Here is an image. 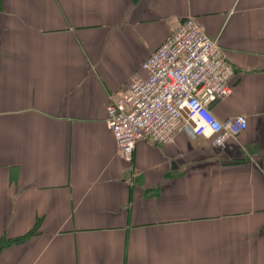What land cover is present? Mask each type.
Segmentation results:
<instances>
[{
  "label": "crops",
  "instance_id": "1",
  "mask_svg": "<svg viewBox=\"0 0 264 264\" xmlns=\"http://www.w3.org/2000/svg\"><path fill=\"white\" fill-rule=\"evenodd\" d=\"M247 119L118 156L106 108L186 18ZM0 264H264V0H0Z\"/></svg>",
  "mask_w": 264,
  "mask_h": 264
},
{
  "label": "built area",
  "instance_id": "2",
  "mask_svg": "<svg viewBox=\"0 0 264 264\" xmlns=\"http://www.w3.org/2000/svg\"><path fill=\"white\" fill-rule=\"evenodd\" d=\"M126 90L106 108V127L117 154L128 161L136 145H166L178 134L211 138L217 146L243 133L246 117L218 120L210 106L232 93L234 70L217 40L210 39L193 17L140 65Z\"/></svg>",
  "mask_w": 264,
  "mask_h": 264
},
{
  "label": "trees",
  "instance_id": "3",
  "mask_svg": "<svg viewBox=\"0 0 264 264\" xmlns=\"http://www.w3.org/2000/svg\"><path fill=\"white\" fill-rule=\"evenodd\" d=\"M26 236H22V237H18L15 239H2L0 240V251L7 246H10L12 244H16V243H20L22 241H24Z\"/></svg>",
  "mask_w": 264,
  "mask_h": 264
}]
</instances>
